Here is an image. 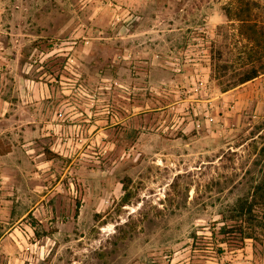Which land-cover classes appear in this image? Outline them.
<instances>
[{"label":"rangeland","instance_id":"rangeland-1","mask_svg":"<svg viewBox=\"0 0 264 264\" xmlns=\"http://www.w3.org/2000/svg\"><path fill=\"white\" fill-rule=\"evenodd\" d=\"M251 70L264 0H0V264H264ZM63 95L115 119L78 156L29 134Z\"/></svg>","mask_w":264,"mask_h":264},{"label":"crops","instance_id":"crops-1","mask_svg":"<svg viewBox=\"0 0 264 264\" xmlns=\"http://www.w3.org/2000/svg\"><path fill=\"white\" fill-rule=\"evenodd\" d=\"M53 52L54 50L51 48L42 53L48 55ZM54 80L57 83L60 82L59 78H54ZM104 80H108V78ZM45 90L46 100L49 101V98H51L50 103H52L53 94H50V89L45 88ZM62 97L59 99L61 101H58L59 104L56 102L57 107L61 105L60 108L51 110L50 114L48 110L43 113L38 109L29 113V134L34 135L37 140L46 137L50 143L48 151L50 155L56 154L57 156L66 157L73 154L78 156L81 153L79 149L85 147L90 149L94 148L95 145L99 146L100 141L103 140V137H100L101 134L109 129L112 123L115 124V119L111 116L101 117L99 113H89L86 108L77 110L75 109L77 107L75 103L69 101V98L67 99L65 95ZM63 100L66 102H62ZM36 105H39V102ZM84 105L86 106V104ZM53 106H55L54 102ZM21 126L19 125V128ZM51 159V157H48L47 160L50 161ZM74 159H77V157H74Z\"/></svg>","mask_w":264,"mask_h":264},{"label":"trees","instance_id":"trees-1","mask_svg":"<svg viewBox=\"0 0 264 264\" xmlns=\"http://www.w3.org/2000/svg\"><path fill=\"white\" fill-rule=\"evenodd\" d=\"M264 71L260 70V71H257V70H251L249 72H246L245 74H243L242 76H240L236 81L232 82V83H229L226 87L227 88H224L223 89V92L229 90V89H232V88H235L239 85H243L255 78H257L259 76L260 73H262ZM254 195H258L259 199L261 200V202L264 204V172H263V177H262V180L259 181V184L257 186H255L254 188ZM253 205H248V211L250 212V208L252 207ZM242 211V210H241ZM223 228V227H222ZM222 230V229H220ZM213 234V232H212ZM225 234L227 235L228 233L225 232ZM250 239L251 238V235H245L243 237V239ZM219 244H222V243H225V241L223 240H220L218 241ZM219 251H221L220 248H218Z\"/></svg>","mask_w":264,"mask_h":264}]
</instances>
